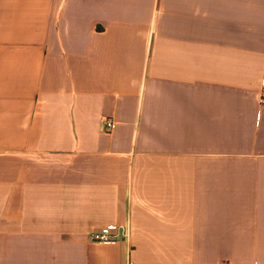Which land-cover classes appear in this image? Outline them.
<instances>
[{
  "label": "crops",
  "instance_id": "crops-1",
  "mask_svg": "<svg viewBox=\"0 0 264 264\" xmlns=\"http://www.w3.org/2000/svg\"><path fill=\"white\" fill-rule=\"evenodd\" d=\"M263 87L264 0H0V264H264Z\"/></svg>",
  "mask_w": 264,
  "mask_h": 264
},
{
  "label": "built area",
  "instance_id": "built-area-1",
  "mask_svg": "<svg viewBox=\"0 0 264 264\" xmlns=\"http://www.w3.org/2000/svg\"><path fill=\"white\" fill-rule=\"evenodd\" d=\"M259 105L264 107V87L259 97ZM104 128L106 132H112L116 128V122L108 118L104 121ZM123 229L119 226L113 225L101 229L99 232L93 235V240L102 244H112L118 241V237L122 233ZM129 231L126 230L125 235L128 237Z\"/></svg>",
  "mask_w": 264,
  "mask_h": 264
}]
</instances>
